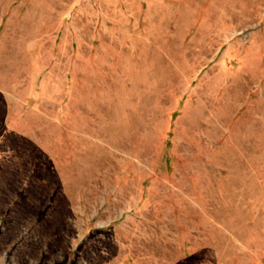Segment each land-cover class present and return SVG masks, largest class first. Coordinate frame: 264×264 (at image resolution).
Instances as JSON below:
<instances>
[{
	"label": "rangeland",
	"instance_id": "374dc122",
	"mask_svg": "<svg viewBox=\"0 0 264 264\" xmlns=\"http://www.w3.org/2000/svg\"><path fill=\"white\" fill-rule=\"evenodd\" d=\"M0 264H264V0H0Z\"/></svg>",
	"mask_w": 264,
	"mask_h": 264
}]
</instances>
